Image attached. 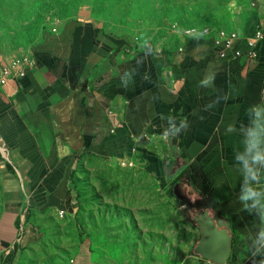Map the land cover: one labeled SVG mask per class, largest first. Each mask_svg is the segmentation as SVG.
Listing matches in <instances>:
<instances>
[{"label":"crops","instance_id":"1","mask_svg":"<svg viewBox=\"0 0 264 264\" xmlns=\"http://www.w3.org/2000/svg\"><path fill=\"white\" fill-rule=\"evenodd\" d=\"M257 29L264 35L260 13L231 31L225 59L211 37L183 31L157 47L116 40L87 7L45 32L21 55L33 67L0 85V264H22L38 242L32 219L74 210L71 174L83 156L145 162L182 209L208 210L228 232L227 264H262L259 206L249 211L240 197L250 186L264 202V168L253 164L260 179L245 184L236 159L249 128L264 139V38L255 58L245 54ZM234 50L241 57L227 60ZM124 71L134 72L128 88ZM65 264L104 263L82 241Z\"/></svg>","mask_w":264,"mask_h":264},{"label":"rangeland","instance_id":"2","mask_svg":"<svg viewBox=\"0 0 264 264\" xmlns=\"http://www.w3.org/2000/svg\"><path fill=\"white\" fill-rule=\"evenodd\" d=\"M80 7L103 33L142 47L175 40L174 31L231 32L252 14L264 16V0H0L1 67ZM149 170L140 159L79 158L71 174L74 210L32 219L40 239L21 263L65 264L86 241L104 264H212L193 252L199 231L191 212Z\"/></svg>","mask_w":264,"mask_h":264},{"label":"clouds","instance_id":"3","mask_svg":"<svg viewBox=\"0 0 264 264\" xmlns=\"http://www.w3.org/2000/svg\"><path fill=\"white\" fill-rule=\"evenodd\" d=\"M198 35H204L205 32L195 29ZM134 72L124 71L123 75L121 76V85L124 88H128L129 81L132 80ZM207 84V81L203 82ZM259 115V111L257 112ZM186 127L185 121H181L179 127L175 124H170L169 132L163 133L164 137H175L178 132H180L181 128ZM174 129V131H173ZM244 154L238 155L236 157L237 160L243 162V167L246 170L245 175V184H249L253 181H258L260 176L258 174V170L254 168L253 164H259L262 168H264V139H261L260 134L256 132L254 129H248V138L244 142ZM262 194L261 192L255 190L253 187H246L244 194L240 197L242 201L245 202V206L248 208L249 211L256 209L259 206L260 211V219L264 222V202H261L258 197ZM251 201V205H248L247 202ZM259 238L264 241V228L261 229L259 233ZM264 264V262H262Z\"/></svg>","mask_w":264,"mask_h":264},{"label":"built area","instance_id":"4","mask_svg":"<svg viewBox=\"0 0 264 264\" xmlns=\"http://www.w3.org/2000/svg\"><path fill=\"white\" fill-rule=\"evenodd\" d=\"M201 31H204V35H198L195 29L183 30L185 35H197V36H206L211 37L213 45L219 48V56L221 59L226 58L227 52L231 51L233 43L237 39V35L234 32L218 30L212 32L208 28H204ZM264 38L263 32L257 29L252 37L247 39V51L246 55L250 58H255L256 49L258 43ZM242 53L239 50H234L227 60H234L241 57ZM33 67V62L25 56H19L10 60L5 64L0 71V85H4L7 81L13 78H22L25 75L27 69Z\"/></svg>","mask_w":264,"mask_h":264},{"label":"water","instance_id":"5","mask_svg":"<svg viewBox=\"0 0 264 264\" xmlns=\"http://www.w3.org/2000/svg\"><path fill=\"white\" fill-rule=\"evenodd\" d=\"M190 219L200 232L194 254L212 264H227L231 251L228 232L216 224L208 210H195Z\"/></svg>","mask_w":264,"mask_h":264}]
</instances>
